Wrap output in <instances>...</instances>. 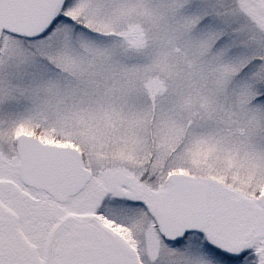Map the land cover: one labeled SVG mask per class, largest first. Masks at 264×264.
Wrapping results in <instances>:
<instances>
[{
	"label": "snow or ice",
	"instance_id": "6c2138e0",
	"mask_svg": "<svg viewBox=\"0 0 264 264\" xmlns=\"http://www.w3.org/2000/svg\"><path fill=\"white\" fill-rule=\"evenodd\" d=\"M0 264H264V0H0Z\"/></svg>",
	"mask_w": 264,
	"mask_h": 264
}]
</instances>
